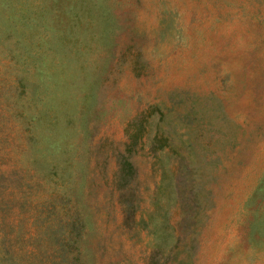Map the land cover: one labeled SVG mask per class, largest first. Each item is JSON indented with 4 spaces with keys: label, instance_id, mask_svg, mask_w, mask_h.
Returning <instances> with one entry per match:
<instances>
[{
    "label": "rangeland",
    "instance_id": "obj_1",
    "mask_svg": "<svg viewBox=\"0 0 264 264\" xmlns=\"http://www.w3.org/2000/svg\"><path fill=\"white\" fill-rule=\"evenodd\" d=\"M0 198V264H264V0H0Z\"/></svg>",
    "mask_w": 264,
    "mask_h": 264
},
{
    "label": "trees",
    "instance_id": "obj_2",
    "mask_svg": "<svg viewBox=\"0 0 264 264\" xmlns=\"http://www.w3.org/2000/svg\"><path fill=\"white\" fill-rule=\"evenodd\" d=\"M130 124L134 125L136 133H133V134L128 133L129 140L126 141V145H125L127 150H129L130 147L133 145V143L136 142L135 140L138 137L141 139V137L143 136V134L141 133L142 127L144 128V126H142L140 122L135 121V120L130 122ZM152 141L153 139L151 140V143H150L151 147H153ZM160 146H163V145L161 144ZM116 162H117V167L111 178V184L120 190L119 204H120L121 212L124 213L123 221L126 222L128 225H130L129 222L134 223V220H135L134 218L135 206H134V203L131 201V194H129L130 193L129 185L134 176V167H133L131 160L129 159V155H120V157L116 158ZM17 202L20 208L24 207L23 206L24 201L18 199ZM4 206H5V203L3 201H0V262L4 260V255L7 256V259H9L10 255H7V254H11L8 249V247L11 245V239H10L11 237L7 232L5 233V231H3V228L7 226L6 219H7V213H8V210L7 212H5ZM76 217L78 216L75 214L73 215L72 219L77 220ZM69 221H70V216H69L68 222ZM16 232L17 230L15 231V233ZM17 237H19V235L16 233V239ZM12 254L16 255L15 249L13 250ZM153 259H154V255L152 254V252H149L146 256L147 264H153ZM11 261L12 259H10L9 262L11 263Z\"/></svg>",
    "mask_w": 264,
    "mask_h": 264
}]
</instances>
